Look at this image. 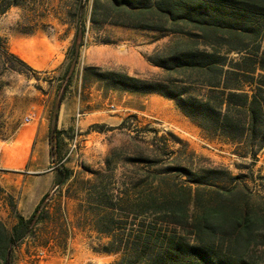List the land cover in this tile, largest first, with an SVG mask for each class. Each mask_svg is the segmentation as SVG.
<instances>
[{
  "label": "rangeland",
  "instance_id": "1",
  "mask_svg": "<svg viewBox=\"0 0 264 264\" xmlns=\"http://www.w3.org/2000/svg\"><path fill=\"white\" fill-rule=\"evenodd\" d=\"M68 2L20 0L19 6L0 14V147L40 115L50 119L55 98H64L58 129L65 133L57 138V154L34 176L43 182L52 178V187L41 199L32 195L22 200L16 189L2 187L0 218L9 228L16 222L11 202L25 217L42 199L41 210L47 209L37 232L16 248L15 264H115L120 255L105 252L115 246L100 231L130 230L138 202L155 193L161 182L205 196L236 189L264 197V128L253 136L248 131L207 133L173 100L110 90L92 77L84 81L88 66L147 81L162 79L164 71L148 58L171 44L173 34L89 25L87 46L67 85L62 76L74 38ZM257 45L249 44L251 58L242 69H254V61L264 57V48L257 53ZM230 57L237 61L241 54ZM261 73L249 75L257 82ZM255 87L251 78L244 85L250 94ZM245 119L238 115L236 120L244 124ZM62 167L71 178L58 185ZM3 175L8 183L30 176L27 169L0 171V179ZM199 180L203 184L194 182Z\"/></svg>",
  "mask_w": 264,
  "mask_h": 264
},
{
  "label": "trees",
  "instance_id": "2",
  "mask_svg": "<svg viewBox=\"0 0 264 264\" xmlns=\"http://www.w3.org/2000/svg\"><path fill=\"white\" fill-rule=\"evenodd\" d=\"M67 1L74 30L62 76L67 85H71L87 46L89 25L173 34L171 44L148 58L164 71L162 79L147 81L88 66L84 81L92 77L110 90L173 100L207 133L230 136L248 131L253 136L264 128V57L254 61V69L241 68L251 58L249 44L258 43L257 53L264 48V0ZM0 4V14H5L19 6L20 0ZM233 53L241 57L235 61L230 57ZM10 56L29 68L17 56ZM257 71L262 73L256 82L249 74ZM250 78L256 83L252 94L244 89ZM63 101L57 96L51 109L52 160L57 154V138L65 133L58 129ZM238 115L245 116L244 124L236 120ZM58 155L61 157L60 151ZM61 170L63 179L58 185H65L71 172ZM2 194L5 190L0 185V199ZM43 202L29 217L11 202L16 222L9 228L0 218V264H15L16 248L44 223L47 209L41 210ZM136 207L130 230L100 231L115 246L105 252L120 255L115 264H264V197L236 189L205 196L190 187L161 182Z\"/></svg>",
  "mask_w": 264,
  "mask_h": 264
},
{
  "label": "crops",
  "instance_id": "3",
  "mask_svg": "<svg viewBox=\"0 0 264 264\" xmlns=\"http://www.w3.org/2000/svg\"><path fill=\"white\" fill-rule=\"evenodd\" d=\"M21 56L29 63L33 62L32 59L26 57L25 53L21 52ZM59 121L61 122V115ZM49 130V117L47 114L40 115L36 122H30L19 128L9 145L0 147V171L23 172L27 169V173L30 175L26 179L24 176L18 177L11 183L4 180L6 175L0 179L3 188L16 189L17 198L20 200L32 195L41 199L53 185L51 177L45 182L41 181L42 177H34L42 173L40 168L49 165L51 158Z\"/></svg>",
  "mask_w": 264,
  "mask_h": 264
}]
</instances>
